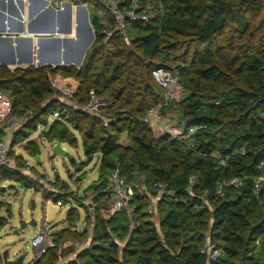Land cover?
<instances>
[{
    "label": "trees",
    "instance_id": "1",
    "mask_svg": "<svg viewBox=\"0 0 264 264\" xmlns=\"http://www.w3.org/2000/svg\"><path fill=\"white\" fill-rule=\"evenodd\" d=\"M69 1L90 8L95 30L80 67L29 65L11 71L0 65V90L12 96L14 114H23L17 109L20 103L44 102L28 122L30 131L14 133L12 146L26 141L28 152L40 155L30 135L59 112L43 137L76 147L79 133L87 155H102L100 188L107 189L108 174L119 163L129 185L139 166L148 169L149 185L161 182L173 194L159 201L158 223L147 219L146 201L132 200L134 227L126 209L115 212L98 224L97 251L87 249L65 264H207L202 250L208 239L222 249L210 264H264V191L254 188L264 159V0H163V12L155 1L156 18L130 23L127 39L103 34L102 20L108 15L95 0ZM148 60L153 62L146 67ZM170 60L177 64L174 68L168 67ZM157 66L176 71L180 87L188 91L179 107L184 127L195 129L189 140L154 138L141 119L165 100V89L152 75ZM58 74L79 82L74 95L79 103H88L90 90H95L128 111L117 112L118 121H111L108 130L100 115L66 111L68 104L49 81V75ZM125 121L134 142L130 154L117 142ZM2 137L0 127V141ZM214 153L227 158V166ZM1 175V180L31 187L18 171L6 169ZM235 178L242 183L236 185ZM223 181L227 184L219 191ZM52 236L56 246L31 264L53 260L58 241Z\"/></svg>",
    "mask_w": 264,
    "mask_h": 264
},
{
    "label": "rangeland",
    "instance_id": "2",
    "mask_svg": "<svg viewBox=\"0 0 264 264\" xmlns=\"http://www.w3.org/2000/svg\"><path fill=\"white\" fill-rule=\"evenodd\" d=\"M154 4L155 2H153ZM86 9L88 10L87 6ZM193 43L194 40L191 44ZM108 55L113 58L112 52H108ZM167 65L174 68V65L177 64L170 60ZM187 93L186 88H180L168 101H160L150 108H159V104L162 102L160 113L167 119L168 124L166 134H161L159 127L163 124L162 122H159L155 127H150L144 122L151 130L150 136L164 139L165 142L189 140L188 136L181 131L184 119L179 107ZM100 97H102L105 105L101 106L98 115L103 117V125L108 130V127L111 129V121H118L117 112L126 113L128 109L119 108L116 101L103 95ZM68 100L69 104L65 106V109L70 112L77 108L76 102L78 101L75 96H69ZM43 105L44 102L40 100L28 102L27 105L20 103L17 105V109L22 110L23 114L12 113L3 123V126H11L9 158L12 168L10 169L27 177L31 187L25 186L19 181L1 180V172L8 168H0V264H6L3 259L4 252H7L8 261L25 255L23 264H31L41 257L44 253H36L31 243L34 235L44 229L54 235L58 244L55 253L52 254L53 260L44 258L42 264H65L77 259L87 249L97 251L96 247L99 242L95 240V236L98 224L113 215L111 195L99 186L89 188L91 185L100 182L101 153L92 156L87 155L84 152L83 141L79 133H75L78 139L76 147L69 143H61L62 148L67 151L65 155H59L55 152L57 139L49 142L46 137H43L48 126H51L59 117L49 119L46 127L40 125L37 131L30 135V139L39 145L40 155L30 154L26 148V141L15 143L16 145L12 146L14 133L20 129L29 132L28 122L32 120L35 113L40 112ZM148 111L141 116L142 120ZM146 125L144 126L146 127ZM127 128L128 123L126 121L121 122L117 142L122 151L130 154L134 142H132ZM101 135L102 133H99L97 137L100 138ZM128 148L131 150H127ZM19 163L22 165L19 166ZM144 163H147V160H144ZM118 165L120 164L118 163ZM147 171L148 169L135 166L130 183L135 203L146 201V208L144 209L146 213H148L146 209L151 200H155L157 205L159 203V201L156 202L159 191H156L153 184L149 185L145 180ZM58 200H61L62 206L57 205ZM131 207H136V204L132 203L127 210L128 214L132 216L134 227L137 222L134 221L135 215L129 213ZM147 219L158 223V211ZM23 221L28 223L25 228H21L20 225ZM32 221H35L37 225H30L29 223Z\"/></svg>",
    "mask_w": 264,
    "mask_h": 264
},
{
    "label": "built area",
    "instance_id": "3",
    "mask_svg": "<svg viewBox=\"0 0 264 264\" xmlns=\"http://www.w3.org/2000/svg\"><path fill=\"white\" fill-rule=\"evenodd\" d=\"M4 1V0H3ZM7 2H16L17 0H6ZM101 5L108 15V20L103 19L102 23L106 26L103 29V34L107 38L117 37V38H126L129 29V24L133 22H142L150 23L156 18L155 14V4L153 2L157 1L160 7L161 12H163V0H95ZM30 4V3H29ZM84 5L85 4H80ZM87 6V5H86ZM88 7V6H87ZM89 9V7H88ZM19 12L20 18L22 20L24 17L23 13ZM108 21L113 23L112 26H108ZM95 31V30H94ZM95 40V39H94ZM94 42V41H93ZM92 42V43H93ZM91 46V45H90ZM58 65L52 66L57 67ZM66 66V65H64ZM48 67V66H45ZM80 67V66H78ZM152 75L156 82L166 91L165 102L173 97L176 91H179L180 84L179 79L176 73L171 69L165 66H157L153 69ZM49 81L52 88L56 91L57 97L63 102L69 104L68 97L74 96L78 90V81L73 77H66L61 74L58 75H49ZM162 101V102H164ZM162 102L159 104V108H152L148 111L143 121L147 123L150 127H155L162 122L163 124L159 127V132L161 134H166L168 124L167 119L163 117L160 113ZM77 108L86 113L93 115H98L99 109L101 106H104L105 103L102 101V97L98 96L95 90H90L89 92V101L86 104H80L76 102ZM13 113V101L11 97L5 92L0 90V127L3 128V137L0 141V168L6 167L8 169L12 168V163L9 158L10 152V135H11V126H3V123L10 117ZM55 117H60L59 112L54 113ZM183 127L181 129L182 133L190 136L194 133V128ZM241 152L244 154L246 151L242 149ZM219 159V164L221 166H227V158L220 157L217 153L213 154ZM258 168L261 170V173L255 178L254 188L258 191H264V159L261 160L258 164ZM195 178H192L191 187L193 186ZM236 185L241 184L240 178H235L232 180ZM224 184H227L226 181H223L219 185V191H222ZM153 187L156 191H159L157 201H160L163 194L172 195V192L166 191V185L161 182H156L153 184ZM112 197V211L113 214L117 211L123 209L129 210L133 200V190L132 187L126 182L123 174L121 165H117L111 174L109 175L108 187L105 189ZM57 205L62 206L61 201H57ZM132 208V207H131ZM136 207L131 209L130 214H134ZM146 211L149 215L153 216L157 212V203L155 200H151L148 204ZM32 247L35 249L36 253L43 254L48 249L54 248L56 243L53 239V236L47 230H42L34 235L31 243ZM222 249L217 247L214 243L208 239L202 252L207 254V264L211 263V260L216 259L221 254Z\"/></svg>",
    "mask_w": 264,
    "mask_h": 264
},
{
    "label": "crops",
    "instance_id": "4",
    "mask_svg": "<svg viewBox=\"0 0 264 264\" xmlns=\"http://www.w3.org/2000/svg\"><path fill=\"white\" fill-rule=\"evenodd\" d=\"M45 1L48 2L46 6L43 0H0V65L10 69L29 65H77L81 45L89 35L86 16L91 24V11L69 0H59L57 5L55 0ZM18 10L24 15L22 20L18 19ZM7 21L10 24H6ZM69 27L70 32L67 31ZM52 28L60 33H51ZM59 54L63 59L56 62Z\"/></svg>",
    "mask_w": 264,
    "mask_h": 264
},
{
    "label": "water",
    "instance_id": "5",
    "mask_svg": "<svg viewBox=\"0 0 264 264\" xmlns=\"http://www.w3.org/2000/svg\"><path fill=\"white\" fill-rule=\"evenodd\" d=\"M58 1L59 0H55V2H54V4L55 5H57L58 4ZM21 2H22V0H21ZM43 4L46 6L47 4H48V2L47 1H45V0H43ZM3 6H5L4 4H3ZM6 17V15H5V13H4V18ZM9 22L7 21L6 22V24H8ZM10 24V23H9ZM86 25L88 26V30H89V35L86 37V39L83 41V43H82V45H81V53H80V55H79V57H78V59H77V65L78 66H81L82 65V63H83V60H84V58H85V55H86V52L88 51V49H89V47H90V45H91V43L94 41V39H95V31L93 30V28H92V26H91V24H90V22H89V20H88V16H86ZM23 30V29H22ZM70 27L68 28V32H70ZM51 33H60V31L59 30H55V28H52L51 30ZM11 47H12V49L14 50V46L12 45V42H11ZM31 57H33V53L30 55V58ZM61 55L59 54L58 55V57H57V60H56V62H60L61 61ZM12 61L13 62H15L16 61V56L13 54L12 55ZM152 60H148L147 62H146V67H149L151 64H152ZM55 152L57 153V154H59V155H65V154H67V151L64 149V148H62V146H61V138H58L57 139V143H56V145H55ZM39 159V158H38ZM56 175H58V174H56ZM97 186H99V183H96V184H94V185H91L89 188H92V187H97ZM27 224L28 223H26V222H22L20 225H21V228H25L26 226H27ZM30 225H37V223L35 222V221H32V222H30L29 223ZM18 233V232H17ZM3 259H4V261H5V263L6 264H23L24 263V260H25V255H20L17 259H15V260H13V261H8V259H7V252H4V254H3Z\"/></svg>",
    "mask_w": 264,
    "mask_h": 264
},
{
    "label": "bare ground",
    "instance_id": "6",
    "mask_svg": "<svg viewBox=\"0 0 264 264\" xmlns=\"http://www.w3.org/2000/svg\"><path fill=\"white\" fill-rule=\"evenodd\" d=\"M50 34V33H49ZM63 59V58H62Z\"/></svg>",
    "mask_w": 264,
    "mask_h": 264
}]
</instances>
